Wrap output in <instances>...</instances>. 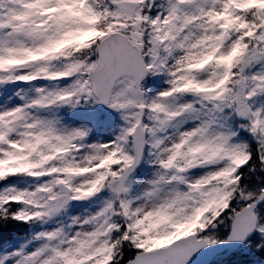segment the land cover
<instances>
[{"label":"snow or ice","instance_id":"obj_1","mask_svg":"<svg viewBox=\"0 0 264 264\" xmlns=\"http://www.w3.org/2000/svg\"><path fill=\"white\" fill-rule=\"evenodd\" d=\"M264 264V0H0V264Z\"/></svg>","mask_w":264,"mask_h":264}]
</instances>
